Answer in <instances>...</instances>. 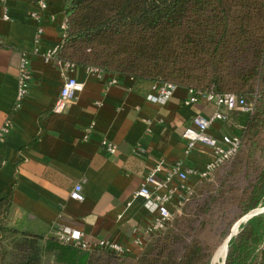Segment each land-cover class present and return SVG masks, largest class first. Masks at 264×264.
Instances as JSON below:
<instances>
[{
	"label": "crops",
	"instance_id": "1",
	"mask_svg": "<svg viewBox=\"0 0 264 264\" xmlns=\"http://www.w3.org/2000/svg\"><path fill=\"white\" fill-rule=\"evenodd\" d=\"M37 1L8 0L10 21L0 22V129L5 121L12 123L0 142V200L10 201L5 223L43 236L41 242L52 238L57 227L68 225L90 243L111 240L130 247L133 231L147 222L142 201L132 200L133 194L156 163L161 162L164 171L177 161L187 169L204 168L212 158L210 149L198 144L186 156L181 133L194 114L207 116L216 108L203 101L184 106L189 96L185 87L177 86L164 104H157L147 100L150 82L110 72L97 80L85 67L62 73L44 63L39 54L60 42L57 26L64 19L63 1L44 0L47 10L35 22L30 13L38 10ZM2 9L0 2V14ZM38 27L43 35L40 53L35 54ZM22 53L30 62V88L14 110ZM66 76L83 83V90L56 114L52 107ZM113 77L117 84L108 86ZM210 134L219 138L228 132L225 124L215 123ZM102 139L116 144L114 155L105 152ZM200 183L190 176L186 186L193 190ZM76 184L82 186V202L69 198ZM43 261L56 264L50 253ZM258 264H264V254Z\"/></svg>",
	"mask_w": 264,
	"mask_h": 264
},
{
	"label": "trees",
	"instance_id": "2",
	"mask_svg": "<svg viewBox=\"0 0 264 264\" xmlns=\"http://www.w3.org/2000/svg\"><path fill=\"white\" fill-rule=\"evenodd\" d=\"M62 1L67 30L58 58L195 92L256 94L253 110L232 112L224 123L229 134L239 138L240 147L228 176L221 181L220 196L189 199L174 228L136 258L108 251L86 252L60 245L54 238L41 242L43 236L6 225L10 201L2 199L0 264H44L48 253L56 264H110L120 257L135 259V264H210L230 231H221L210 245L208 217L224 193L229 198V191L233 192V179L246 187L238 199L229 198L244 203L233 225L264 208V146L255 138L264 122V0ZM228 182H232L230 189L223 188ZM201 185L193 189L199 197L204 196ZM238 230L228 243L225 264H258L259 248L264 244V211Z\"/></svg>",
	"mask_w": 264,
	"mask_h": 264
},
{
	"label": "built area",
	"instance_id": "3",
	"mask_svg": "<svg viewBox=\"0 0 264 264\" xmlns=\"http://www.w3.org/2000/svg\"><path fill=\"white\" fill-rule=\"evenodd\" d=\"M8 0H0L3 5L2 13L0 14V22L10 21V16L5 3ZM37 11L30 13V18L39 22L41 17L47 10V4L44 0H38ZM53 21L54 19L51 18ZM60 42L57 46L48 49L44 53L39 52L40 40L43 35L41 27L36 30L34 37V53L39 54L46 64H53L62 73H70L75 70L77 65L73 62L62 60L57 57L58 50L62 44V39L67 30L65 17L57 26ZM29 59L26 53L20 55L17 75V91L14 103V110L21 107L26 99L30 88V70ZM86 72L96 78L102 80L105 72L96 67H85ZM117 84L116 78H111L108 86ZM176 85L160 80L150 83V94L147 100L157 104H164L173 91ZM83 90V83L79 82L72 76H66L58 95L54 101L52 112L59 114L65 111L67 106L73 102L77 95ZM189 96L184 100V106H191L199 101H203L215 106V110L210 115L196 113L191 118V123L181 133V139L184 142V154L188 156L196 145L200 144L210 149L212 158L204 166L202 170H194L184 168L183 162L177 161L164 171V166L161 162L156 163L144 177L139 189L133 194L132 200L139 199L142 201L143 209L146 212V226L141 230H134L131 239L130 247L119 245L111 240H99L96 242H88L83 233L74 227L61 225L52 232V238L60 245L71 246L82 251H108L121 256L136 255L144 246L146 238L155 236L164 232L171 223L173 216L177 214L188 201V197L192 189L186 186V181L190 176H196L201 182L210 180L214 172L226 163L232 161L238 153L240 140L238 137L231 134H223L219 138L210 134V129L215 123H226L232 112L238 111L244 114H249L253 110V105L256 95H253L252 101L248 102L243 96H236L232 93H215L210 91L195 92L188 89ZM100 106V103H96ZM91 126L85 131L84 139L92 129ZM12 123L10 120L5 121L0 129V142H3L5 137L10 133ZM100 145L105 152L112 156L117 151L116 144L102 139ZM138 151H140L138 149ZM177 181V182H176ZM69 198L76 202H82L84 195L81 184H76L69 193ZM128 207L131 202L127 204ZM121 218V216H119ZM264 254V244L259 248V256Z\"/></svg>",
	"mask_w": 264,
	"mask_h": 264
},
{
	"label": "rangeland",
	"instance_id": "4",
	"mask_svg": "<svg viewBox=\"0 0 264 264\" xmlns=\"http://www.w3.org/2000/svg\"><path fill=\"white\" fill-rule=\"evenodd\" d=\"M181 87H183V86H181ZM253 95L254 94H243V97L248 102H250L253 99ZM226 131L228 133H230L229 132L230 129H229L228 125L226 126ZM255 138H258L259 140H261V146L262 145L264 146V122L262 123V125H261V127L259 129L258 135ZM263 149H264V147H263ZM234 161H235V158L232 161L226 163L224 166L220 167L212 175L210 180L201 182V183L204 184V185H201V188H200V189H204V192L202 193V194H204V196L199 197V194H197L196 191L192 190L191 194L188 197V200L190 199L192 201V200L198 199L199 201H202V200H204L203 198L206 197L205 194L207 196H209L211 194V196L213 195L215 197H219L220 196V192L222 191V190H219V188H220L219 186L221 184V181L226 175L228 176V174H229V172L231 170V166L234 163ZM232 182L234 183L233 189H232L233 192L229 191L230 192L229 198L233 199V198L237 197V199H238L239 197H241V194H243V191L246 189L245 184L243 186L237 179H233ZM232 182H228L226 185H224L223 188L230 189V187L232 186ZM229 198L227 196H225V193H224L223 199H220L218 201V203L214 205V207H213V215L208 217V222L210 223V226L212 227V234L210 236L206 235V239H207L208 242H210V241L212 242V243H209L210 245L214 244L213 241L216 238H218V234L221 231H225V230H227L228 232L230 231L229 235L233 234L234 232L237 233V231H239L238 229L240 227V225H238L239 222L241 220H243L244 218H246L247 216H249V215H251V214H253L255 212V211H253V213H251V212L248 213L247 215H245L242 218H240L233 225V221L241 213V208L244 205V203L243 202H238V201L235 203L233 201H229ZM185 206H186V204L181 208V210L177 214H175L173 216V219H172L171 223L169 224L168 228L164 232H162L161 234H158V235H155V236H150V237L146 238V240L144 242V246L142 247V249L136 255H133L131 257L136 258L137 256L140 255V253L144 252L148 248V246L155 239L168 234L170 229L174 228L176 220H179V219L182 218L181 215H182V211L185 208ZM174 231L176 232V234L181 236L182 239L183 238L186 239L182 234H180L176 230H174ZM229 235L227 236V238L229 237ZM227 238H225L223 240V242L219 245V247L214 252V254L212 256V260L210 259V264H217L216 258L218 256L219 250H220V248L222 247V245L224 244V242L226 241ZM225 255H226V253H225ZM135 262H136L135 259H130V258H126V257H120L119 259H116V260L112 261L110 264H135ZM101 264H107V263H101Z\"/></svg>",
	"mask_w": 264,
	"mask_h": 264
},
{
	"label": "water",
	"instance_id": "5",
	"mask_svg": "<svg viewBox=\"0 0 264 264\" xmlns=\"http://www.w3.org/2000/svg\"><path fill=\"white\" fill-rule=\"evenodd\" d=\"M254 211H257V212L253 213V211H252L251 213H253V214H251V215L247 216L246 218H244L243 220H241V221L239 222L238 225H241L242 223L246 222L247 220L251 219L252 217L256 216L257 214L262 213V212L264 211V208L256 209V210H254ZM234 235H235V234H230V235H229V237H228V239H227V243H229V241L231 240V238H232ZM227 252H228V245H227V248H226V256H227ZM226 256H225V259H224V261H223V264H225Z\"/></svg>",
	"mask_w": 264,
	"mask_h": 264
},
{
	"label": "bare ground",
	"instance_id": "6",
	"mask_svg": "<svg viewBox=\"0 0 264 264\" xmlns=\"http://www.w3.org/2000/svg\"><path fill=\"white\" fill-rule=\"evenodd\" d=\"M255 212H257V211H255ZM254 212V213H255ZM233 234H236L235 232L233 233ZM228 239V238H227ZM227 245H228V243H227V240L224 242V244L222 245V247L220 248V250H219V253H218V256H217V258H216V260H217V264H223V261H224V259H225V253H226V248H227ZM224 258V259H223Z\"/></svg>",
	"mask_w": 264,
	"mask_h": 264
}]
</instances>
